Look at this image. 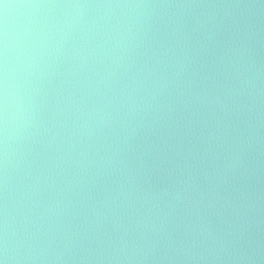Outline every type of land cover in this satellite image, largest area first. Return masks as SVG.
<instances>
[{
	"label": "clouds",
	"instance_id": "clouds-1",
	"mask_svg": "<svg viewBox=\"0 0 264 264\" xmlns=\"http://www.w3.org/2000/svg\"><path fill=\"white\" fill-rule=\"evenodd\" d=\"M0 264H264V0H0Z\"/></svg>",
	"mask_w": 264,
	"mask_h": 264
}]
</instances>
